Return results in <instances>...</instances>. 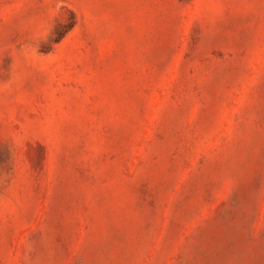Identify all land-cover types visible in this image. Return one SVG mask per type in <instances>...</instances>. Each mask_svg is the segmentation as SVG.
<instances>
[{
  "label": "rangeland",
  "instance_id": "rangeland-1",
  "mask_svg": "<svg viewBox=\"0 0 264 264\" xmlns=\"http://www.w3.org/2000/svg\"><path fill=\"white\" fill-rule=\"evenodd\" d=\"M0 264H264V0H0Z\"/></svg>",
  "mask_w": 264,
  "mask_h": 264
}]
</instances>
